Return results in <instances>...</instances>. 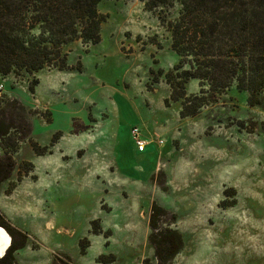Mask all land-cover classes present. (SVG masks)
<instances>
[{
    "label": "rangeland",
    "instance_id": "rangeland-1",
    "mask_svg": "<svg viewBox=\"0 0 264 264\" xmlns=\"http://www.w3.org/2000/svg\"><path fill=\"white\" fill-rule=\"evenodd\" d=\"M97 9L100 42L71 43L66 70L0 75V227L21 245L0 264H161L153 205L182 238L165 264H264V99L250 107L232 86L181 118L180 101L165 104L158 71L178 57L157 13ZM134 127L151 141L142 154Z\"/></svg>",
    "mask_w": 264,
    "mask_h": 264
},
{
    "label": "trees",
    "instance_id": "trees-1",
    "mask_svg": "<svg viewBox=\"0 0 264 264\" xmlns=\"http://www.w3.org/2000/svg\"><path fill=\"white\" fill-rule=\"evenodd\" d=\"M101 1L0 0V75L66 70L71 43L80 40L88 47L100 42L105 21L97 9ZM139 1L147 11L157 13L178 57L172 68L158 71L170 88L167 106L180 101V117L194 116L232 86L247 94L248 106L260 105L264 99V0ZM175 7L176 15L170 17ZM193 79L199 82V92L187 96L186 84ZM35 84L37 79L31 92ZM10 170L11 165L0 163V183ZM159 212L153 205L148 242L156 260L165 264L183 243L175 230L159 227ZM20 247L12 243L0 263Z\"/></svg>",
    "mask_w": 264,
    "mask_h": 264
},
{
    "label": "built area",
    "instance_id": "built-area-1",
    "mask_svg": "<svg viewBox=\"0 0 264 264\" xmlns=\"http://www.w3.org/2000/svg\"><path fill=\"white\" fill-rule=\"evenodd\" d=\"M133 143L138 153H144L151 143L150 140L145 139L138 128L134 127L131 131ZM156 144L160 147L164 144L163 139L157 140Z\"/></svg>",
    "mask_w": 264,
    "mask_h": 264
},
{
    "label": "bare ground",
    "instance_id": "bare-ground-1",
    "mask_svg": "<svg viewBox=\"0 0 264 264\" xmlns=\"http://www.w3.org/2000/svg\"><path fill=\"white\" fill-rule=\"evenodd\" d=\"M9 241H10V238L2 230H0V245L3 246L2 249H4L9 244Z\"/></svg>",
    "mask_w": 264,
    "mask_h": 264
},
{
    "label": "water",
    "instance_id": "water-1",
    "mask_svg": "<svg viewBox=\"0 0 264 264\" xmlns=\"http://www.w3.org/2000/svg\"><path fill=\"white\" fill-rule=\"evenodd\" d=\"M0 230H2L8 237H9V235L7 234V232L3 229V228H1L0 227ZM10 238V237H9ZM10 246H11V239H10V241H9V244L4 248V249H2L3 248V246L2 245H0V250H1V254H0V259H2L5 255H6V253H7V251H8V249L10 248Z\"/></svg>",
    "mask_w": 264,
    "mask_h": 264
}]
</instances>
